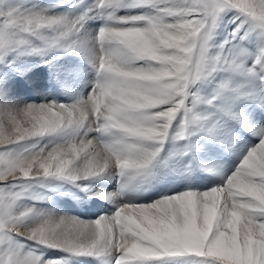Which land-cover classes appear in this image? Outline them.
<instances>
[{
    "label": "snow or ice",
    "instance_id": "snow-or-ice-1",
    "mask_svg": "<svg viewBox=\"0 0 264 264\" xmlns=\"http://www.w3.org/2000/svg\"><path fill=\"white\" fill-rule=\"evenodd\" d=\"M131 9L144 11L119 15ZM228 13L235 27L217 44ZM90 19L102 24L85 38ZM253 37L254 51L244 46ZM55 52L95 71L86 97L10 106L0 76V264H264V0H93L74 18L0 0V65ZM237 129L257 142L221 184L122 199L189 156L192 137L235 142ZM169 143L182 148L165 159ZM100 178L117 180L116 192L96 193L110 214L37 207L47 182Z\"/></svg>",
    "mask_w": 264,
    "mask_h": 264
},
{
    "label": "rangeland",
    "instance_id": "rangeland-1",
    "mask_svg": "<svg viewBox=\"0 0 264 264\" xmlns=\"http://www.w3.org/2000/svg\"><path fill=\"white\" fill-rule=\"evenodd\" d=\"M16 2L29 10L43 11L49 15H66L74 18L81 12V5L86 3V0H83V3H80L79 0H16ZM92 3L93 0L90 5ZM85 9L83 10L85 11ZM141 11L144 10H122L119 15H133ZM232 19L233 13H228L222 18L215 37L217 44L227 39L235 27V24L231 22ZM101 24L102 21L98 19L88 20L84 24L82 36L86 38L94 34ZM88 26L91 28L90 30ZM257 43V39L253 37L245 42L244 46L254 51ZM9 59L13 60V63L0 65V76L6 77L8 85L7 96L10 106L39 105L53 100L63 104H71L81 96L86 97L96 79L95 71L81 55L55 52L44 58L39 56L17 58L13 56L9 57ZM69 86H75V88H66ZM210 88L211 86H209V90ZM258 119L263 123L259 116ZM244 132L245 130L243 129H237V140L224 143L209 141L201 135H196L192 137L193 149L189 156L173 158L170 166L161 169L157 174L160 176L163 172H166L172 175L174 178L173 183L177 184L179 188L181 187L178 191H183L186 188H194L201 191L211 188L214 186V179L219 173L223 178L236 167L242 155L241 150L257 142L256 136L252 135L254 139L251 140L244 135ZM46 142L47 140L41 141V144ZM176 148H182V143L176 146L169 143L166 147L164 158L167 159L168 155ZM207 168H213L216 174L207 171ZM2 183L0 182V184ZM196 183L199 186H196ZM77 185L83 186L80 182L76 184L58 181L47 182L45 187L36 189L38 193L46 197L37 207L55 210L59 215L70 214L69 216L73 215L85 220L96 219L98 216L96 214L95 218L88 216L87 198L73 192L74 187H77ZM50 188L57 190L50 191ZM79 207H81L82 213L87 216L80 215L78 212ZM41 251H44L45 258L54 259L52 250L41 249ZM49 254L51 255L49 256Z\"/></svg>",
    "mask_w": 264,
    "mask_h": 264
},
{
    "label": "bare ground",
    "instance_id": "bare-ground-1",
    "mask_svg": "<svg viewBox=\"0 0 264 264\" xmlns=\"http://www.w3.org/2000/svg\"><path fill=\"white\" fill-rule=\"evenodd\" d=\"M91 1L86 0V3L81 5L82 10H81V12H79L78 16L83 13V11H84L83 9L87 8L88 5H90ZM91 24H90V26H91ZM88 28H89V30L91 29L89 26H88ZM66 88L74 89L75 86L74 87L69 86ZM206 164H207V161H206ZM206 170L216 174L215 170L213 168H207ZM160 174H161V172H160ZM219 174L217 175V177L215 176L216 179H214L215 180L214 186L219 185L223 182V178ZM173 181H174V178L172 177V175H170L166 172H163L160 176H159V174H156V176L154 178H152L149 183L144 184V185L140 186L139 188L133 187V188L129 189L128 191H126L124 193V196L122 199L124 201L148 203L152 200L158 199L161 194H171L172 192H178V190L181 187L179 188L177 184L173 183ZM80 183L83 186L80 187L77 185V187H74L73 192H75L79 195H83L87 198V200H88V204H87L88 216L90 218H95V214L98 216H101V215H105V214H110L112 211H114L113 205L111 203L107 202L106 200L99 198L96 195V193L108 194V193L116 192L118 189V184H117V180L115 178H113L111 180H105L103 178H100V179H94V180H89V181H80ZM85 186L88 187L89 191H85ZM151 192L153 194H151ZM80 208L81 207H79V210H78L80 215L87 216V215H85V213H82V209H80ZM52 252H54V253H52L54 255V259H58V258L64 257L66 255V254H62L61 252H57V251H53V250H52ZM50 255L51 254H49V256ZM71 264H98V262L96 260L91 259V258L81 257L78 259L73 258L71 261Z\"/></svg>",
    "mask_w": 264,
    "mask_h": 264
}]
</instances>
